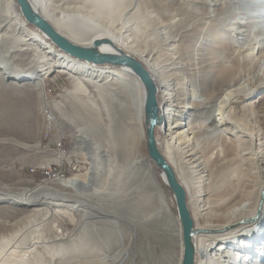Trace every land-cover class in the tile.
Segmentation results:
<instances>
[{"label":"bare ground","instance_id":"bare-ground-1","mask_svg":"<svg viewBox=\"0 0 264 264\" xmlns=\"http://www.w3.org/2000/svg\"><path fill=\"white\" fill-rule=\"evenodd\" d=\"M6 1L0 10L2 117L17 116V94H23V102L36 95L47 108L44 79L59 71L74 80L67 100L86 94L88 99L111 103L105 139L114 153L105 150L107 171L92 175L98 188L90 194L73 193L91 179L75 175L56 180L65 191L56 201L19 198L23 207L15 206L16 210L28 221L24 233L40 228H35L38 218L47 227L41 238L31 232L30 240L27 235L16 238L19 231L12 232L14 237L0 232V264H149L147 260L162 255L161 250L164 264H183V226L176 199L164 174L140 152L146 131L139 77L126 66L96 64L62 51L26 20L15 0ZM31 1L73 43L91 46L107 38L138 59L154 78L162 117L155 128L157 145L186 191L197 231L194 264H264V126L255 96L264 89V0H234L223 6L217 0H193L195 15L181 6L182 0H155L165 1L176 16L183 10L182 16L192 21L164 36L158 56L157 49L149 50L146 33H162L169 29V21L164 23L150 6L137 2L133 7L131 0ZM239 16L242 19L235 20ZM101 49L114 51L111 45ZM193 51L195 72L190 81L198 96L188 86L180 89L181 81L188 82L176 70L183 69ZM183 55L188 57L184 60ZM242 97L246 99L237 119L229 108ZM187 112L189 120L183 119ZM91 117L97 119L95 114ZM112 154L117 156L116 165L111 164ZM63 157L60 151L57 161ZM108 184L114 191L107 194ZM80 198L99 203V210L80 207L82 203L76 204ZM5 202L0 208L11 207ZM173 212L175 230L168 236L166 216ZM6 218L4 226L14 227L13 218Z\"/></svg>","mask_w":264,"mask_h":264},{"label":"rangeland","instance_id":"rangeland-1","mask_svg":"<svg viewBox=\"0 0 264 264\" xmlns=\"http://www.w3.org/2000/svg\"><path fill=\"white\" fill-rule=\"evenodd\" d=\"M131 1L130 4H133V7L137 2L141 4L143 3L148 8L149 6L152 7L151 10L160 15L164 23L167 24L169 21V25L167 24L169 29L164 30L162 33H146L147 39H149L148 42L150 43H147V46L149 45L148 47L150 48L148 49L152 50L151 47L157 49V51L155 50L157 56L158 49H162L160 48V45H162V41H164V36L172 35L175 32L180 31L183 24L186 25L188 21L189 23L192 22L190 17L187 18V15L182 16L181 13L183 10L181 9V13L177 12L176 16L174 11L167 9L165 1L158 3L157 1L152 0L151 3L154 5H150L151 3L147 4L146 0ZM192 1L193 0H182V3L180 4H182L181 6H183L184 9H188V12L190 11L191 15H195L196 11H193L194 7L192 6ZM217 1L221 6L235 3L234 0ZM6 4V0H0V10H3L6 7ZM157 11H159V13ZM241 19V16L235 18V20ZM174 47L176 48H174L175 51H178L180 47L179 42H176ZM193 52V56L191 55V57L183 55L184 60L186 57L189 59H187L185 64L181 66L183 69L179 68L176 70L179 73L181 72L182 75L185 74L183 77H185L188 82L184 83V81H181V84L179 83L180 89L186 90L190 87L188 88V91L191 90L195 92L194 88L196 87H193V84L190 81L192 72H195V69L193 68L196 53L195 51ZM191 58L193 59L190 60ZM9 59L14 60L12 57ZM188 60L190 62H187ZM187 63L190 64V66ZM73 87L74 80L69 75L59 71H53L44 79V92L46 99L49 102L47 108L42 107L36 95H30V97L32 96V99L26 97L23 102V94H17L16 98L18 100H16L17 102L14 106L18 110L15 111V113L17 112V116L7 119H4L1 115L4 108V102L0 100V202L7 201L5 202L7 205L12 203L11 207H9L10 209L7 207L0 208V219H2V221H0V232L3 234L11 233L13 236V234L19 231L18 234L20 235L15 237L23 239V237L27 235L25 237L26 239L28 238L27 240H30L32 236V231H25L27 234L23 231V229L26 228H24V225L28 223L27 217L23 216V213H20L19 211L17 212L16 210L20 206L23 207V205H21L22 201H20L21 197L26 195L28 197L47 200L55 199L56 201V199H60V196L65 192L63 187L56 180H67L75 175L87 176V178L90 177L91 179H88L87 183L77 185V187L74 188V191L72 190L73 193L78 192V194L82 193L83 195L86 192L84 195L90 194L95 188H98L92 175L98 174L101 176L107 171L108 160L105 155V150L110 149L113 151L112 153H114V150L111 147L112 145L108 139H105V134L109 130V127H111L108 124L107 117L108 106H110L111 103L104 102V100L101 99L100 101L95 98L88 99L86 94H83L81 99L67 100L65 96H67L68 92ZM20 89V91L23 92V87ZM25 92L32 94L28 88L25 89ZM195 93L194 96L199 95L198 93L195 95ZM255 96L259 99L256 103V112L261 117L264 126V89H261L255 94ZM245 99V97L239 98L234 102L232 107L229 108L237 119H240V109ZM92 114H95L97 119L91 117ZM190 114L191 112H187V114L183 116V119L185 118L186 120H189V117L191 118ZM59 143H61V147H59ZM139 143L140 152L143 155H148L147 140H141ZM60 151H63L65 157L60 158V161H57ZM112 155L113 158L111 164L116 165V161H118L117 156L115 154ZM54 167H57L56 170H53L54 172L62 170V172L65 173L63 174V178L58 176L54 177V174H46L44 172L50 168L54 169ZM40 185L42 187H37ZM106 188H108L105 190L107 194L114 191L109 184ZM79 201L76 204L82 203L80 204V207L82 208L84 207L89 211H94V208L95 211L99 210L98 206L100 205L95 201L90 202L86 199H81ZM15 203H17V205ZM13 209L16 211L15 213H13ZM8 213H11L12 215H9ZM8 216L13 218V222L15 223L13 224L14 227L11 225V227L4 226L5 224L3 221L5 218L9 219L10 217ZM173 217L174 212L171 215L167 214L166 216L167 221L165 222V231L168 236L175 230L176 222ZM76 218H78V216ZM112 218L117 220L114 216ZM45 222L46 221L42 222V219L40 218L39 220L38 218L37 223H39V226H35V228L40 227L41 229H38L40 232L37 230L38 233L33 229L37 237L39 236L41 238V235H39L42 233L41 230L43 231L44 229L45 231V228L47 227ZM20 226L23 228H19ZM4 229H6V231ZM28 233L31 234L28 235ZM161 253L162 255L159 257V254L157 253L154 260H147L149 261V264H164L165 256L162 250Z\"/></svg>","mask_w":264,"mask_h":264},{"label":"water","instance_id":"water-1","mask_svg":"<svg viewBox=\"0 0 264 264\" xmlns=\"http://www.w3.org/2000/svg\"><path fill=\"white\" fill-rule=\"evenodd\" d=\"M15 2L19 5L26 20L45 33L62 51L77 59L96 64L126 66L139 77L145 94L144 121L148 155L157 168L164 174L168 186L176 199L178 215L183 226V264H194L195 247L193 236L197 231L192 227L193 224L187 206L185 188L178 180L173 167L163 156L157 145L155 128L161 123L162 117L159 115L158 88L150 72L138 59L117 49L111 40L103 38L97 40L91 46L73 43L35 9L31 0H15ZM103 45H111L114 51H103L101 49Z\"/></svg>","mask_w":264,"mask_h":264},{"label":"built area","instance_id":"built-area-1","mask_svg":"<svg viewBox=\"0 0 264 264\" xmlns=\"http://www.w3.org/2000/svg\"><path fill=\"white\" fill-rule=\"evenodd\" d=\"M50 117V116H49ZM59 147H61V143H59ZM57 167H54V169H49V170H46L44 171L46 174H54V177L58 176V177H62L63 178V174H65L64 172L61 171H58V172H54L53 170H56Z\"/></svg>","mask_w":264,"mask_h":264}]
</instances>
